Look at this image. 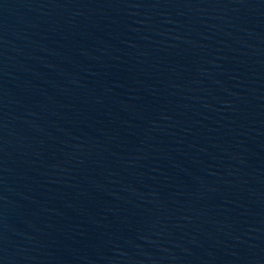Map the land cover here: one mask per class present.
<instances>
[{
    "label": "water",
    "instance_id": "1",
    "mask_svg": "<svg viewBox=\"0 0 264 264\" xmlns=\"http://www.w3.org/2000/svg\"><path fill=\"white\" fill-rule=\"evenodd\" d=\"M0 264H264V0H0Z\"/></svg>",
    "mask_w": 264,
    "mask_h": 264
}]
</instances>
